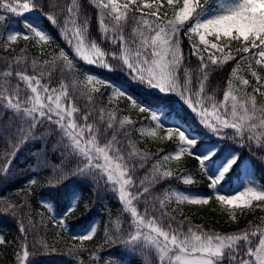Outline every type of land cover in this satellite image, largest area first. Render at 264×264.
<instances>
[{
    "label": "snow or ice",
    "instance_id": "obj_1",
    "mask_svg": "<svg viewBox=\"0 0 264 264\" xmlns=\"http://www.w3.org/2000/svg\"><path fill=\"white\" fill-rule=\"evenodd\" d=\"M45 3L46 0H0V8L19 17L43 7ZM90 3L98 10V28L102 39L111 44L113 51H105L101 43L90 39L89 18L81 15L77 0H72L71 6L67 8L68 16L63 26L51 14L46 19L60 28L62 38L73 50L74 59L82 62L81 66L86 64L108 71L123 72L129 82L140 88L146 97H152L154 102L145 103L128 92L123 85L104 77H96L90 72L85 73L86 80L110 88L112 96L129 99L133 107H139L140 112H150L151 121L156 122L157 127L162 126L165 120H171V111L160 110L169 108V102L174 99L181 109L186 106V109L191 110L206 133L215 136L219 141L209 143L201 137L192 136L178 123L167 126L168 138L172 139V134L178 133L179 143L174 155H164L163 160L168 161L171 158L179 161L181 155L187 153L198 161L199 171L208 180L207 194L177 191L174 193L176 201L207 205L214 195L216 201L235 209L249 208L253 201L264 205V186L257 187L250 179L242 180L243 190L232 185L227 194H222L224 185L234 172L241 169L243 163L240 152L233 145L250 148L255 141L264 150V104L258 107L257 98L252 94L238 96L236 93L239 89L232 80L228 81L222 101H217L214 96L205 93V81L208 80L210 66L222 67L223 63L235 60L234 56L225 52V48L232 41L241 43L238 52L248 54L250 49H255L252 55L259 57L255 60L257 65L264 60V0H221L216 7H211V0H183L179 10L174 11V19H169L168 13L161 11L163 4L159 0L144 4L139 0H126L124 3L119 0H90ZM173 4L174 0H167V5ZM3 20L5 17L0 15V21ZM129 21L134 27L131 38H126L123 31ZM25 27L38 38L37 42H48L51 39L46 30L37 25L26 22ZM181 32L189 41L192 55L197 56L200 61V75L196 78L197 90L193 89V76L186 67L183 68L181 83V68L184 64ZM18 35L21 33L8 34L7 40L14 42ZM206 37L222 42L223 46L210 42ZM23 39L28 40L29 35L23 33ZM74 59H70L64 49H60L47 73L40 70L38 74L29 75L23 70H17L15 77L30 92L24 97L21 96L19 84L15 89L0 85L3 89L0 91V119L10 112V121L16 119L22 122L14 129L21 142L38 138L35 135L37 127L48 121L56 126L48 131L64 138L60 143L64 145L67 155L76 161L75 166L51 186L53 190L48 200L44 201L50 210L60 197L67 201L63 215L57 219V227H69L65 217L71 215L78 204V190L68 186L91 181L94 187L110 188L117 195L124 212L130 213V226L133 229L126 236L108 239V243L122 247L119 256L95 257L97 260L104 259L105 264H132L133 258H140L141 264H145L143 256L147 246L159 253L161 264H264V232H259L258 243L253 245L252 238L257 237L258 229L246 230L240 234H209L203 232L200 226L194 228L190 224L185 231L183 221L174 228L172 221L175 217H168L167 212L161 211L165 205L163 199L160 200L159 209L154 206L151 208L154 213L152 216L148 215V207L144 208L143 214L138 210L134 202L140 201L149 192V188L142 187L141 191L133 181L137 165L130 164L129 161L137 155L136 151L129 152L126 159L117 146L119 142L115 132L111 139L103 145L100 144L101 137L108 130L117 129V125L119 129H124L126 125L133 124V121L127 116L120 119L115 112H109L106 127L102 129L88 122L91 116L89 112L82 116V123H77L76 117L80 109L73 103L67 86L61 83L59 88H55L50 87L49 83H42V78L51 76L52 71L56 70V60L64 62L59 68L61 72L67 70L75 73L77 64ZM241 59L246 57L242 56ZM109 60L116 64L111 65ZM44 63L47 65L49 61ZM32 68L34 72L37 69L35 60L32 61ZM251 68L249 64L251 75L259 84L260 77ZM232 71L235 75L237 70L233 68ZM4 76L11 77L13 72L6 71ZM240 83L248 86L249 80L241 79ZM72 84L73 89L78 90L77 81L73 80ZM261 87L264 85L254 88L253 92L264 96V92L260 91ZM92 91L99 92V88ZM86 95L88 101L93 102V97ZM100 113L99 121L104 124L105 110L101 109ZM176 114L179 119V110ZM149 135L155 136V132H149ZM259 159L264 163V157ZM139 167L143 168L144 164L141 163ZM153 169L159 173L158 166L154 165ZM170 176L171 172L164 171L156 179ZM35 182L34 179L29 181L30 184ZM183 183L190 185L191 177H184ZM143 184L144 181L141 180L140 186ZM133 188H136L135 192L132 191ZM7 211L9 209H5ZM12 215L15 217L16 213L13 211ZM229 216L233 220L236 218L234 212H229ZM19 231L25 233L19 245L21 251L17 253L19 264H39L37 259H30L27 230L23 223L20 224ZM95 232L96 227L90 226L86 232L73 236V239L88 241L93 239ZM4 244L5 237L0 235V245ZM32 249L36 252L42 250L46 254L56 251L43 241L34 242ZM81 251L74 247L70 250V255L75 257Z\"/></svg>",
    "mask_w": 264,
    "mask_h": 264
},
{
    "label": "trees",
    "instance_id": "obj_2",
    "mask_svg": "<svg viewBox=\"0 0 264 264\" xmlns=\"http://www.w3.org/2000/svg\"><path fill=\"white\" fill-rule=\"evenodd\" d=\"M68 1L46 0L43 7L32 11L38 18L41 28L45 29L46 33L50 35L51 40H54V43L58 45H66L67 47L69 46L62 38L60 28L48 22L46 17L49 14L53 15L63 26V15L66 13ZM151 1L154 3V0ZM139 2L141 3V0ZM159 2L163 4L161 11H166L170 15L174 11H177L183 0H174L172 6L167 5V0H159ZM217 2L218 0H211V7L217 6ZM77 3L81 15L89 18L90 38L99 41L109 50L110 45L108 42L103 41L102 34L99 32L97 26L96 8L90 3V0H77ZM0 10L9 14L3 8H0ZM144 11L147 12V9ZM9 15L13 16V14ZM2 36H4V30L0 26V85H5L10 89H15L16 83L19 82L15 77L17 70H23L27 74L32 75L38 74V68L42 66L45 70L49 71L52 68L51 62L58 57L54 52L51 54V57L50 54H43L35 44L34 41L36 40L34 39L31 40L29 38L28 40H24L20 38L15 43L7 45ZM187 40V37H182V45L186 52L185 67L190 66L186 67L188 69L194 67V69L189 71L197 78L199 75L195 69L200 67V61L197 56L192 55L191 46ZM218 43L220 46H223L222 42L218 41ZM239 47H241L240 42L232 41L225 49L233 52L235 60L223 63L222 67L210 66L206 90L214 92L215 94L213 95L220 97L223 94L232 72V66L236 60L238 62L247 60L253 69H255L254 71L264 73L263 63L261 62L260 65L255 63V60L259 59V57L252 55L256 50L250 49V53L245 54L237 51ZM13 55L25 57L26 63L23 69L15 70L14 66L9 63L10 57ZM242 56L246 57V59L242 60ZM33 60L37 63L35 72L32 68ZM45 61H49V64L45 65ZM63 63L61 60H56V70L52 71L51 76H45V79H43L44 83H49L50 87L55 88H59L61 83L65 84L73 103L80 109L76 120L82 123V116L90 112L91 116L88 122L96 123L102 129L105 128L106 123L101 124L97 114L100 111L99 105H103L105 102L109 88L101 85L99 92H90L77 83L78 90H74L72 81L75 78L72 73L67 70L64 72L59 70ZM7 66L13 72V76L11 77L4 76ZM90 68H93L95 73L106 76L107 80H116L123 83L124 87L134 94L137 99L145 103L154 102L152 97H146L144 92L136 87L134 83H129L125 78H120V74L119 77L115 75L117 73L114 71L107 72L104 69H98L100 71H97L93 66H90ZM181 80L183 81L182 74ZM253 85V88H256L264 85V83L259 82L258 85ZM2 90V87H0V91ZM260 91L264 92V87H261ZM85 93L93 97V102L88 101ZM256 94L259 102H264V96H261L259 93ZM21 96L24 97L22 92ZM170 102L174 103V108H168L169 111L177 116L176 111L179 110V119L186 123L191 130L198 131L197 133L201 135L202 129L196 126V121L190 115H187L177 102L174 100ZM132 114L133 124L126 125L124 129H119L117 125V129L108 130L105 136L101 137L100 143H106L115 132L117 141L119 142L117 146L120 147L126 159H128V153L130 152L127 148L130 145L136 147L137 155L131 157L129 161L130 164L135 163L137 165L132 178L135 185L139 186L141 191L142 187L149 188V192L145 193L140 201L134 202L138 210L143 214L144 208L148 207L150 210L148 215H154L151 212V208L153 206L157 209L160 208L161 194L167 186L178 184L177 177L185 172V170H188L193 175L192 183L189 186L208 193L207 177L199 171L198 161L194 157H191L188 161L186 160L182 164L183 168L175 171L176 175L164 179H156L159 174L153 172V162H156V158L174 148L178 141V136L174 132L172 139H169L167 136L160 140L139 135L136 132V130L138 131V125L144 120H150L151 114L147 111L140 112L139 107H134ZM9 116H11L10 112L3 119H0V235H3L6 240V244L0 245V264H19L17 253L21 251L19 245L21 238L25 236V233L19 231L21 223H23L27 230L30 259H37L39 264H105L104 259L97 260L95 257L119 256L122 245L108 243V239L110 237L127 235L121 232L123 231V225L130 222V213H125L123 205L117 206V202L114 199L109 201L112 207L115 206L111 214L101 211L100 207L104 202L102 201V197L108 188L103 186L94 187L92 182L89 181L68 186L69 188L75 187L78 190V204L71 215L65 217L69 227L66 229L57 227V219L63 215L67 201L63 197H60L58 203H53L51 210L44 201L48 200L53 190L51 186L55 185L66 171L74 167L76 161L68 156L67 153L64 155L56 154L60 149L59 147H64L60 143L64 138L48 131L50 128H55V125H50V122L45 121L42 126H38L36 129L35 135L38 138L27 139L21 142L20 137L16 135L14 129L22 122L16 119L10 121ZM107 119L105 117V122ZM252 143L256 142L253 141ZM257 147L254 149L256 159L254 157L251 160L250 168L254 172L255 177L261 182V185L264 186V163L259 159L260 157H264V150L259 146ZM141 163L144 164L143 168L139 167ZM239 172L240 169L235 173L239 174ZM33 179L36 182L30 184L29 181ZM141 180L144 181L143 186H140ZM132 191L135 192L136 188H133ZM224 207L226 206L216 201L213 195L207 205H191L187 202H178L175 205L165 204L161 211L167 212L168 217H175L172 221L174 228L180 226L181 221H183L185 231L189 224L194 228L195 226H200L203 232L209 234H240L246 230L252 231L257 229L264 231L262 221V217H264V205L261 202L253 201L249 208L243 210L236 209L234 212L236 218L234 220L229 216ZM5 209H9V211L5 212ZM13 211L16 213L15 217L12 215ZM90 226L96 227L93 239L88 241L73 239V236H79L86 232ZM118 227L119 231H117ZM252 239L256 242L255 237ZM40 241H43L50 248H55L56 251L47 254L42 250L36 252L32 249V245L34 242L38 243ZM74 247L82 250L80 254L84 255L83 262L77 263L74 260V256L70 255V250ZM144 261L145 264H156V260L154 259L150 263L145 259ZM132 264H141V259L133 258Z\"/></svg>",
    "mask_w": 264,
    "mask_h": 264
},
{
    "label": "rangeland",
    "instance_id": "obj_3",
    "mask_svg": "<svg viewBox=\"0 0 264 264\" xmlns=\"http://www.w3.org/2000/svg\"><path fill=\"white\" fill-rule=\"evenodd\" d=\"M119 2L120 3H124V2H126V0H119ZM220 2H221V0H219L218 4ZM225 2H230V0H225ZM71 3H72V0H69L68 3L66 4V13H65V15H63V22H64L65 18L68 16L67 8L71 6ZM178 10H179V8H178ZM0 15H3L5 17V20L0 21V26L4 30V36L3 37H4V40L5 41L9 42L7 40V35L8 34L21 33V35H18V38H17V40H18L20 38H23V33H27L29 35V38H31V40H33V39L36 40L34 42L38 46V48L40 49V51H42L43 54H46V55L47 54H50V57H51V54H53V52H54V54H57V56H58L59 55V50L60 49H64V51L68 54L69 58L70 59H74V52H73V50L71 48H69L67 46L66 47H63L61 45H58V44L54 43V40H51L50 39L48 42H44V41L37 42L38 41V38H36L34 36V34L31 33L30 30L25 27V23L26 22H30L33 25H37L38 27H41L40 26V22L38 21V18L36 17V15L34 13H32V12L25 13L23 16L17 17L15 15L12 16V15H9V14H5V13L1 12V10H0ZM137 15H139V14H137ZM96 17H97V24H98V10L97 9H96ZM174 18H175L174 15H172V16L169 17V19H174ZM69 27H71V26L69 25ZM133 27H134V24L131 21H129V23L124 26L123 34H124V36L126 38H131V36H132V28ZM169 31H170V29H169ZM206 39H208L210 42H216V41H214L212 39L210 40V37H206ZM16 41L9 42V43L13 44ZM97 42H99V41H97ZM109 45H110L109 48H108L109 50H107L101 44L102 48L105 51H113L112 50L113 48H112V46H111L110 43H109ZM181 48H182V51L184 53V49H183L182 45H181ZM225 52L226 53H230L232 55V53L230 51L225 50ZM221 60H222V58H221ZM262 61L264 63V60H262ZM74 62L77 64V69H76V72L75 73H72V75H73V77L75 78V80L77 81V83L80 86H82L83 88H85L87 91H90V92H94V91H92V89L99 88L101 86V85L96 84V83H89L86 80L85 73L86 72L93 73L96 77H104V78H106V76H98V74L94 73V69L93 68H90V66H88L86 64L83 65V66H81L82 62L79 61L78 59H74ZM9 63L14 66L15 70L16 69H23L25 67L24 65L26 63V59H25L24 56L13 55V56L10 57ZM109 63L111 65H113V66L116 64L115 61H111V60H109ZM184 67H185V53H184V64H183V67L181 68V74L182 75H183V68ZM186 67H190V66H186ZM95 68L96 69H103V68H99V67H95ZM199 68H196L195 69L197 71L198 75H200ZM234 68H236L237 71H236V74L235 75H233V71H232V74L230 76V80H232L234 86L237 89H239V91L236 94L238 96H244V95H247V94H252V95H255L256 98H257V94H254L253 89L250 86V84L248 86H243L240 83V80L241 79H248L250 81L251 73H249L248 61L245 60V61L236 62ZM38 69H39V71L40 70H44L46 73L48 72L42 66H40ZM191 69H194V67H192ZM191 69L189 68V70H191ZM5 70L6 71H9L8 66L5 68ZM104 70L107 71V72H111V71H108L106 69H104ZM97 71H99V70H97ZM114 72L117 73V74H115L116 76H119V74H120V76H121V77L119 76L120 78H123V79L125 78V80L128 81V78L125 76L124 73H122V72H120L118 70H114ZM208 77H209V73H208ZM43 79H45V77L42 78V83H44ZM260 80L264 83V77H261ZM114 81L117 84H121V85L124 86L123 83H121L119 81H116V80H114ZM182 82L183 81L181 80V83ZM129 83H131V82H129ZM17 84H19L20 89H21V92L23 93L24 96H26L27 94H30L29 90H27L26 87L22 83L17 82L16 83V86H17ZM227 86H228V84H227ZM193 87H194L193 88L194 90H197L198 89V81H197L196 77H194V76H193ZM206 87H207V81H205V93L207 95L214 96L217 101H222L223 100V94L220 97H218L216 95H213L215 93L212 92V91H210V90L207 91L206 90ZM111 92H112V90L109 88L108 93H107V97L105 98L104 104L103 105L102 104L99 105V109L100 110L101 109H104L105 110V117H107V113H109V112H115V114L117 115V117L120 118V119H122L124 116H127L130 120H133L132 119V117H133V114L132 113H133L134 107L132 106L131 101L129 99H127V98L112 96L111 95ZM128 92H130V91L128 90ZM133 96H135V95L133 94ZM174 101L176 102V100H174ZM123 103H125V104L122 105ZM169 104H170V107L169 108L170 109H173L172 106L174 105V103L169 102ZM261 105L262 104H260V102H259V100L257 98V106L259 107ZM182 110H184L187 115H190L192 117V119H194L196 121V126L199 127L200 129H202L201 135H199L197 133L198 131L191 130L188 125H186L185 123H183L174 114H172L171 120H165L164 121V124L162 126H160V127H157L156 126V122L151 121V119L150 120H147V121L144 120L142 123H140L138 125V131L136 130V132H138L139 135H145V136H148L149 138H152V139L153 138H157V139H160L161 140L164 137H167L168 136V132L166 130L167 126L170 125V124H176V123H178V124L181 125L182 128L187 129L188 130V133L190 135H192V136H197V137H202L203 136L204 138H202V139H204L205 141H208L209 143H218L219 142L215 136H212L210 133H206V130L199 123L198 118L195 116L194 113L191 112V110L186 109V106ZM160 111L161 112H169V109L168 108L161 109ZM100 114H101L100 111H98V114H97L98 118H99ZM76 121H78V120H76ZM94 124H96V123H94ZM50 125H53V124L50 123ZM229 131H231V130H229ZM149 132H155V136L149 135ZM176 134L178 136V133H176ZM262 141L264 142V138H262ZM178 143H179V141H177V143L175 144L174 148H172L166 154H163L160 157H158L159 159L156 158V162H153L152 170H153V172L155 174H159V173H162L164 171H168V172H171L172 173V176H173V173L175 171L183 168V165L182 164H184L186 162V160L188 161V160L191 159V157H193V156H189L187 153H185V154H182L181 155L179 161H176V160L171 159V158L168 161H164L163 160V156L164 155H169L171 157L172 155H174L175 151L178 150V148H177ZM101 145H103V144H101ZM233 147L236 148L238 151L240 150L239 145H233ZM59 148L60 149H59V151L56 152V154L57 155H64L66 153L65 148L63 146H62V148L61 147H59ZM127 150H129L130 152H132L133 150L136 151V147L133 146V145L132 146L130 145L127 148ZM154 165L158 166L159 173L156 172V171H154V169H153V166ZM181 175H182L183 178L186 177V176H190V177L192 176L188 172V170H185V172L181 173ZM249 179L250 180H253L255 182V184H256L257 187H261L260 184H259V182H258V180L254 177V174L252 173V171H251V169L249 167L248 160L246 159V160H243V170H242L241 178L240 179H235L234 178L233 180H231V182L228 181L224 185V188L222 189V194H227L228 191H229V187L232 186V185H235L237 188H239V190H243V188L241 187L242 180L243 181H247ZM165 190L166 191L163 193L161 200L162 199L165 200V204L166 205H175L176 203H178V201H176L175 196H174V193L177 192V191L182 192V193H191V194H200V195L207 194V192H205V191L197 190V189L191 188L190 186H187V185H177V186H172L171 185V186H167ZM166 197H167V199H165ZM111 199H114L117 202V206L122 205L118 201L117 195H114L113 192H112V190L110 188H108V190L105 191V195L102 197V201H104V202L102 203V205L100 207L103 210V212L106 213V214H111L113 212L114 207H115V206L112 207V205L109 204V201ZM227 208L228 209H231V207H229V206H227ZM130 231H133V229L130 226V222L125 223L123 225V231L121 233L122 234H128ZM259 232H264V231L263 230H259L257 232V237H255V241L256 242L253 241L255 244L258 243ZM75 259L77 260V262L84 261V259H82L79 256H75ZM143 259H145L149 263H150V261L152 259H154V260H156V264H161V262L159 261V253L156 252V250L154 248H151V246H147L145 248V253H144Z\"/></svg>",
    "mask_w": 264,
    "mask_h": 264
}]
</instances>
